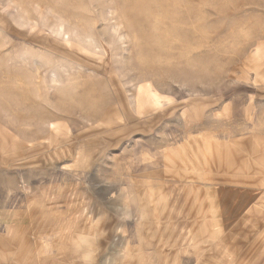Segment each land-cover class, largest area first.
I'll list each match as a JSON object with an SVG mask.
<instances>
[{"label":"rangeland","instance_id":"rangeland-1","mask_svg":"<svg viewBox=\"0 0 264 264\" xmlns=\"http://www.w3.org/2000/svg\"><path fill=\"white\" fill-rule=\"evenodd\" d=\"M0 264H264V0H0Z\"/></svg>","mask_w":264,"mask_h":264}]
</instances>
